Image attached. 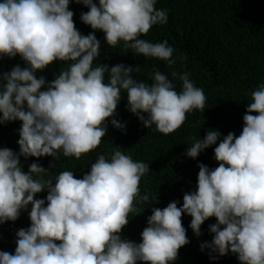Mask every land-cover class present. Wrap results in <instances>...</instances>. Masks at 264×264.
I'll return each instance as SVG.
<instances>
[{
	"label": "clouds",
	"instance_id": "9594fccd",
	"mask_svg": "<svg viewBox=\"0 0 264 264\" xmlns=\"http://www.w3.org/2000/svg\"><path fill=\"white\" fill-rule=\"evenodd\" d=\"M157 0H0V59H16L0 73V126L19 122L18 152L0 148V225L15 223L28 213L30 226L19 229L15 243L0 251V264H176L190 244L183 217L200 238L210 219V242L200 244L215 264L229 254L238 264H264V84L251 94L243 128L222 137L207 130L184 156L196 160L214 150L217 167L199 164L195 190L164 208L153 207L158 195H141L140 181L150 166L114 147L110 157L99 155L90 171L77 179L73 171L48 176V168L32 163L25 171L21 158L60 156L79 160L93 152L111 126L126 134L116 119L126 94L127 111L145 129L167 136L179 129L187 114L204 111L206 97L187 73L182 87L159 71L152 83L138 82L139 67L98 63L101 49L123 42L136 55L173 63L167 41L142 39L168 14ZM71 4L82 5L80 21L92 30L83 35L74 23ZM104 34V44L95 35ZM63 69L51 82L41 75L53 64ZM177 75L173 73V80ZM47 193L45 199L38 194ZM137 205L152 214L140 242L125 238L129 215ZM30 209V210H29ZM15 244V245H14Z\"/></svg>",
	"mask_w": 264,
	"mask_h": 264
},
{
	"label": "trees",
	"instance_id": "16d2710c",
	"mask_svg": "<svg viewBox=\"0 0 264 264\" xmlns=\"http://www.w3.org/2000/svg\"><path fill=\"white\" fill-rule=\"evenodd\" d=\"M155 6L167 12V23L154 26L141 38L153 44L167 41L174 49L173 63L136 55L132 49L124 47L123 42L116 47L103 45L102 32L95 33L103 45L102 55L97 62L108 67L118 64L133 69L139 67V71L133 73V78L146 84H151L152 76L159 71L172 80L177 91L182 87L178 77L187 73L195 86L204 92V111L188 113L184 124L165 136L154 126L145 129L127 111L126 94H122L116 119L126 124V134L109 123L108 135L102 138L101 144L93 152L79 160L62 155L55 161L52 158H21L25 171L32 163L46 169L53 163L48 168L46 179L63 171H73L80 179L90 171L91 164L99 155L110 157L114 147H119L133 160L150 166V172L141 178L140 192L141 195L148 194L150 198L158 195V202L153 207L162 209L173 201H179L182 206L183 195L195 190L199 164L210 169L218 166L212 148L201 153L196 160L186 158L184 153L195 139H203L207 130H218L222 137L230 132L238 136L242 131L243 116L246 105L251 102V94L264 84V0H157ZM70 10L74 12L76 28L81 34L88 35L92 30L80 21L81 13L88 9L71 4ZM17 64L24 67L19 57L0 59V73L10 71ZM60 68L62 70L63 65L55 63L41 75L51 82ZM173 73L177 75L175 80ZM19 128V122L0 126V148L19 151ZM46 196L47 193H41L37 199H45ZM147 207L137 205L139 213L145 212L138 217V213L129 215L130 223L122 231L125 238L140 242V234L152 214ZM182 222L190 244L180 250L176 264H213L208 253L201 252L200 244L210 242L212 237L208 227L215 220L205 222L201 228L203 235L199 239L188 227L191 218L184 216ZM29 226L27 212H22L15 223L0 225V251L9 242L15 243L16 235L12 237L13 232L16 234L19 229ZM215 264H238V260L229 254L217 258Z\"/></svg>",
	"mask_w": 264,
	"mask_h": 264
}]
</instances>
